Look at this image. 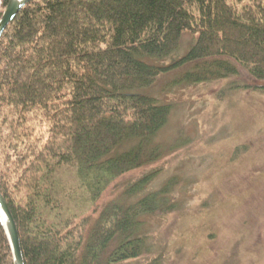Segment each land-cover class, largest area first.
Wrapping results in <instances>:
<instances>
[{"label": "trees", "instance_id": "trees-1", "mask_svg": "<svg viewBox=\"0 0 264 264\" xmlns=\"http://www.w3.org/2000/svg\"><path fill=\"white\" fill-rule=\"evenodd\" d=\"M186 33L194 41L181 53ZM167 76L172 88L246 76L231 89L264 90V0H30L6 27L0 191L25 264H119L146 251L143 219L176 207L168 185L149 190L147 173L95 205L166 153L157 136L172 105L155 88ZM70 169L90 203L64 216L77 198L63 181ZM0 264H14L1 223Z\"/></svg>", "mask_w": 264, "mask_h": 264}, {"label": "rangeland", "instance_id": "rangeland-1", "mask_svg": "<svg viewBox=\"0 0 264 264\" xmlns=\"http://www.w3.org/2000/svg\"><path fill=\"white\" fill-rule=\"evenodd\" d=\"M193 41L184 34L180 52ZM169 80L160 78L155 88L172 105L157 136L166 153L116 179L95 207L151 172L148 189L168 185L176 207L144 218L146 251L119 264H264V90L231 89L233 82L251 84L246 76L174 88ZM62 176L77 196L65 202L64 216L89 210L74 169Z\"/></svg>", "mask_w": 264, "mask_h": 264}, {"label": "water", "instance_id": "water-1", "mask_svg": "<svg viewBox=\"0 0 264 264\" xmlns=\"http://www.w3.org/2000/svg\"><path fill=\"white\" fill-rule=\"evenodd\" d=\"M30 0H9L0 18V37L6 27L13 21L18 12ZM0 223L8 238L14 264H25L21 247V239L15 218L0 191Z\"/></svg>", "mask_w": 264, "mask_h": 264}]
</instances>
